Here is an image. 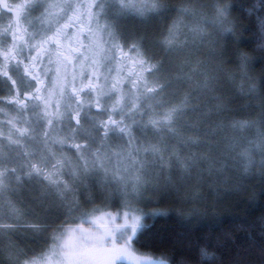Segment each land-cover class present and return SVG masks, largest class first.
<instances>
[{
  "label": "rangeland",
  "instance_id": "rangeland-1",
  "mask_svg": "<svg viewBox=\"0 0 264 264\" xmlns=\"http://www.w3.org/2000/svg\"><path fill=\"white\" fill-rule=\"evenodd\" d=\"M66 2L74 6L83 5L84 7L78 9V13H86L87 5L91 4L92 0H0V151H3L5 157L11 158L7 166L17 167V174H22L21 166L24 171H27V166L31 162L40 165L44 175L51 174L53 180H69L66 174L67 168L58 173L51 165L61 158H67L76 163L79 154L73 145L85 143L80 136L86 133L97 140L93 149L98 146L99 138L105 131L102 125L106 124L108 129L115 127L111 124L109 117L111 120L123 121L122 126L132 124L126 115L118 114V108L123 106L124 101L131 103L135 97L146 92L143 81L138 80L134 74H130L132 64L127 58H121L119 53H116V59L111 61H100L98 57H93V52L88 50L87 28L81 32V22L77 21L71 12L68 16L73 18L68 20L58 8H49L52 3ZM28 5L32 7L29 8ZM92 11L96 10L92 9ZM49 12L56 15L49 16ZM170 13V10L162 5L159 11H148L142 14L135 9H128L118 15L114 21L118 30L130 37L128 43H131L132 39L143 38L145 47L153 56L152 62H162L163 73H157L156 77H150L144 73L149 84L153 85L162 76L163 79H159V83L167 81L171 85L153 100L145 103L142 98L136 101L138 104H144L141 112L147 110L148 104L155 106L156 101H161L163 106L155 108V111L162 112L169 107L181 105V102L187 98L185 114L189 105L197 106V108L206 106L204 98L209 91L211 93L217 88L218 80L215 79L217 76L215 70L208 67L209 62L201 57H195L197 54H203L205 46L200 45L197 54L193 53L195 41L201 37L189 31V28H196L192 25L193 23L184 21L188 27L179 36L182 46L177 50L169 52L163 44L159 43L177 18V15L169 17ZM157 16L161 20L169 17V23L162 31L157 29L156 23L154 24ZM185 16H192L193 22H205L220 34V28L215 23L216 14L211 15L212 21L204 20L201 13L193 15L190 13ZM81 19L86 23L83 17ZM103 22L101 20V23ZM10 25L11 30L5 32L4 29ZM49 26L53 31L56 27H61V30L67 34L68 39L61 37L60 51L64 53V50L75 47L78 52L73 61L62 64L58 62L55 51H52L50 53L54 55L53 60L57 69L53 68L49 59L48 63H51V66L47 64L45 90L41 92L24 90L29 83L23 78H18L16 85L12 87L4 78L9 76L7 71L9 65H12L15 59L33 57L41 46L48 45L44 44L43 40L52 34L46 31ZM95 27L93 23L94 32ZM38 32L41 35H37ZM100 35L102 34L96 33L93 39ZM94 58L97 60L95 64L92 62ZM38 59L43 61L42 56ZM193 69H199V71L193 73ZM189 91L192 94V101L188 98ZM24 93L33 95L34 100L26 101L22 97ZM37 96H40L39 100L36 99ZM209 97H211L210 94ZM121 98H123L122 103L117 106L116 101ZM77 113L80 114L79 117ZM184 114L179 119L184 118ZM77 118L80 119V125L76 123ZM134 118L141 124L147 123L148 120L147 116L141 115H136ZM48 120L52 121L51 126L48 125ZM93 122L100 127H94ZM181 126L179 122L176 124L175 133L180 132ZM77 128L80 131L76 138L66 140V137L73 136V130ZM24 129L28 132L21 136L18 130ZM132 129V134L138 142L143 144L163 141L171 151L178 154L181 161L187 160L188 144L195 149L206 145L211 146L214 152L220 150L218 141L190 140L188 137L174 135L167 131H160L157 134L150 129L137 128L135 125H132ZM44 131L49 132V137L39 135L38 138H34L37 137V133L42 134ZM127 139V135L120 133L119 129H116L115 133L109 132L108 142L114 146L123 145ZM13 140H19V145L12 144ZM61 140L65 142L63 144L54 142ZM24 152L30 155L24 156ZM33 153L35 155H32ZM186 179L187 168L173 161L171 167H165L163 170L157 166L154 173L147 177V182L134 194L125 195L122 188H118L114 183L108 184L93 178L84 183H75L65 197H60L55 194L54 189L49 191L47 187L49 181L45 180L43 175L32 181L25 178L23 186L11 196L20 210V215L14 216L7 210H0V223L14 225L12 229L0 230V244L3 245L0 258H3L4 264H15L14 258L17 256L21 262L29 259L21 255L18 250L13 251L15 247L12 236H14L16 225L27 224L33 202L39 204L49 196L52 198L48 200H57L70 212L77 213L85 204L89 207H105L104 210L91 209L84 211L83 214L79 213L78 220L66 227L74 231L65 232L66 228L63 230L64 238L69 243L84 244L92 251L94 256L92 264H151L153 260H162L140 253L134 245L136 236L132 241L131 249H127L117 236L121 230H128L131 234V229L137 222L143 225V204L158 203L163 197L170 198L174 194L181 199L184 198L187 191ZM46 264H56V261L53 259Z\"/></svg>",
  "mask_w": 264,
  "mask_h": 264
},
{
  "label": "trees",
  "instance_id": "trees-1",
  "mask_svg": "<svg viewBox=\"0 0 264 264\" xmlns=\"http://www.w3.org/2000/svg\"><path fill=\"white\" fill-rule=\"evenodd\" d=\"M159 3L170 10L169 17L178 18V10L188 8L192 15L201 13L210 21L217 7L227 8L224 23L215 22L220 34L205 22H193L192 16L183 17L203 29L193 53L205 46L203 54L195 57L209 62L218 81L217 88L204 98L206 106L186 108L184 118H178L181 130L175 133L190 140L218 141L220 150L188 144L184 198L174 194L143 204V227L134 239L135 248L167 264H264V151L248 143L264 132V0ZM169 17H155L157 29L162 31ZM188 95L192 101L190 91ZM243 121L254 126L232 127ZM249 147L253 149L248 154L251 165L240 155ZM50 198L33 202L27 224L16 225L13 251L26 253L29 259L38 256L51 246L53 234L78 220L79 213L105 208L85 204L77 213L70 212ZM32 224L41 231L34 232L28 227ZM2 249L0 244V255ZM0 264H4L2 257Z\"/></svg>",
  "mask_w": 264,
  "mask_h": 264
},
{
  "label": "snow or ice",
  "instance_id": "snow-or-ice-1",
  "mask_svg": "<svg viewBox=\"0 0 264 264\" xmlns=\"http://www.w3.org/2000/svg\"><path fill=\"white\" fill-rule=\"evenodd\" d=\"M27 7L31 8V5ZM84 7L83 5L74 6L70 2L66 3H52L49 8H58L61 13L67 16L68 20H72L75 16L77 21L81 22V32L87 28V38L89 40L88 50L93 52V57H98L100 61L104 60H115L116 53H119L121 58H127L131 64L130 74H134L138 80L143 81L145 93H141L140 96L135 97L131 103L127 101L123 102V106H120L123 98L116 101V105L120 106L118 108V114L126 115L128 119L132 121V124L124 125L123 121L109 120L111 124L115 127L108 129L107 125H102L105 128L104 135L100 137V143L93 149V145L97 144L96 138L92 137L90 134H84L80 136V139L84 140L83 144L73 145L77 153L79 154V159L76 163L68 160L67 158H61L52 164L51 167L56 169L57 172H62L64 168L68 169L66 173L69 180H53L51 174L44 175L41 166L37 163L29 162L27 166V171H24L23 166L20 168L22 174H17V167H8L10 162L9 157H5L3 151H0V210H7L10 214L14 216L20 215V210L16 207L15 203L12 201L11 196L16 194L18 189L23 186L25 178L28 181L44 176L45 180H48L49 191L55 190V194L60 197H65V195L72 190V186L79 182L84 183L89 179H99L104 183L112 184L122 188L125 195L134 194L139 191V189L147 182V177L154 173L157 166L163 170L165 167H171L173 161L182 164L185 168L189 166V161H181L178 154L171 151L169 146L163 141H157L156 143H140L137 138L132 134V125L137 128L150 129L154 133H159L160 131H167L175 135V127L178 123V118L184 114V107L187 104V98L181 102V105L169 107L167 111L156 112L155 108L162 107L161 101H156L155 106L148 104L147 110L141 112L144 108L143 103H137L136 101L143 100L145 103L148 100L155 99L156 96L161 95L168 87L171 85L165 81L164 83H159V77L157 81L150 85L144 73H147L150 77H156L157 73H163L162 62L153 63V56L149 54L147 48L145 47V42L143 38L132 39L131 43H128L130 37L123 32L118 30V26L115 24V19L118 15L123 14L128 9H135L141 14L148 11H159L160 3L159 0H92V3L87 5L88 11L86 13L79 12L78 9ZM95 9L96 11H92ZM115 9V13H113ZM179 17L173 21L171 26L168 28L167 35L159 43L163 44L169 52H173L182 46L179 42V36L181 32L188 27L183 17L190 14L191 10L188 8H180ZM71 12L73 16H68ZM227 8L217 7L215 9L217 22L223 24L226 18ZM49 16L56 15L49 12ZM86 23H84V20ZM101 20L104 22L101 23ZM58 23V21H57ZM95 23V32L92 28V24ZM11 30V25L4 29L5 32ZM46 31L52 34L47 36L43 40L44 44H51L52 49L55 50L57 60L60 63H71V59L68 56H64V53L60 51L62 45L60 43L61 37L68 39L69 37L65 32L61 30V27H56L55 31L49 26ZM189 31L197 36L203 35V29L201 28H189ZM96 33L102 35L97 36L93 39ZM41 35V33H37ZM35 38V37H33ZM11 51V50H9ZM49 49H45L48 52ZM130 53L134 55H129ZM63 57V59H61ZM87 58V57H86ZM94 64L97 60L94 58L92 61ZM199 69H193V73L198 72ZM15 83V81H13ZM71 99V97H69ZM70 107V105H69ZM127 109V112H125ZM116 110V109H114ZM63 115V114H60ZM79 117V113L76 114ZM136 115L147 116V123L141 124V122L135 120ZM77 125H80V119L76 120ZM52 121L48 120V125L51 126ZM94 127L99 128L100 125H95ZM254 126V122L243 121L235 122L232 127L237 130H243L245 128H251ZM116 129L119 132L126 134L128 139L123 145L114 146L108 142L109 132L115 133ZM20 135H26L28 130H18ZM36 131V130H33ZM80 129L73 130V136L66 137V140L75 139L76 135L79 133ZM44 137H49V132L44 131L42 134L37 133ZM55 143L63 144L65 141H54ZM194 142V141H190ZM14 145H19V140L11 141ZM47 143V141H45ZM250 145L254 143L256 148L264 151V132H260L258 138L255 142L249 141ZM253 149L251 147L245 149L240 153L241 157L248 161L251 165L252 160L248 155ZM170 153V154H169ZM24 156L30 155L28 152L23 153ZM32 155H35L33 153ZM40 182V181H38ZM136 220L135 217H132ZM14 225L2 224L0 223V230L12 229ZM34 232L41 231V228L37 224L28 225ZM143 227V225L138 222L134 224L131 229V234L128 230H121L117 236V239L122 241L127 249H131V244L136 236L137 230ZM74 229L66 228L65 232H71ZM51 246L40 253L38 256H33L31 259H24L22 262L19 257H15V264H46L47 261L55 259L56 264H92L94 256L92 251L87 248L84 244H72L69 243L67 239L64 238V232L58 234H53L51 237ZM21 255H27L21 252ZM151 264H165L163 260H153Z\"/></svg>",
  "mask_w": 264,
  "mask_h": 264
},
{
  "label": "flooded vegetation",
  "instance_id": "flooded-vegetation-1",
  "mask_svg": "<svg viewBox=\"0 0 264 264\" xmlns=\"http://www.w3.org/2000/svg\"><path fill=\"white\" fill-rule=\"evenodd\" d=\"M46 48L49 49L48 52H45ZM52 51L55 50L52 49L51 44H48L41 46L36 51L33 57L23 58L20 60L15 59L12 65H9V69H7V71L9 72V76H4V78L8 80V82L12 85V87L16 85V80H18V78H23V80L25 79L29 83V86L24 90H35L37 92H41L42 90H45V86H47V78H46L47 64L51 66V63H48L49 59L52 62L53 68H55V70L57 69V66L55 65V61L53 60L54 55L50 53ZM64 51H65L64 56L70 57L71 62L73 61V58L76 56L78 52L75 47L73 48L70 47V49ZM40 56H42L43 61L38 59ZM61 58L63 59V57ZM12 80L15 81V84H13ZM26 95L30 96V98L29 99L25 98ZM22 97L26 101L34 100L33 95L28 93H24ZM36 99L39 100L40 96H37Z\"/></svg>",
  "mask_w": 264,
  "mask_h": 264
},
{
  "label": "water",
  "instance_id": "water-1",
  "mask_svg": "<svg viewBox=\"0 0 264 264\" xmlns=\"http://www.w3.org/2000/svg\"><path fill=\"white\" fill-rule=\"evenodd\" d=\"M25 98L29 99V98H30V96L26 95V96H25Z\"/></svg>",
  "mask_w": 264,
  "mask_h": 264
}]
</instances>
